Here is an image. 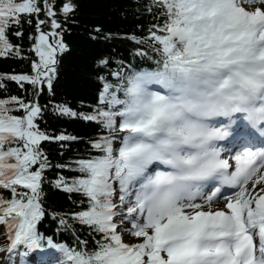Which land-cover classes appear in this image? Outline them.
I'll list each match as a JSON object with an SVG mask.
<instances>
[{"label":"snow or ice","instance_id":"snow-or-ice-1","mask_svg":"<svg viewBox=\"0 0 264 264\" xmlns=\"http://www.w3.org/2000/svg\"><path fill=\"white\" fill-rule=\"evenodd\" d=\"M152 3L161 22L137 42L154 56L136 55L154 66L99 75L87 114L56 108L103 130L90 142L94 154L55 166L76 175L53 182L82 197L80 210L59 223L86 228L90 247L75 233L69 246L39 229L48 214L44 173L52 167L41 145L75 139L51 137L37 122L38 98L45 86L51 92L57 55L68 50L57 13L49 0V20L39 19L40 0H0V57L20 56L8 32L23 15L37 19L33 74L0 76V89L7 79L30 85L34 97L0 98V235L20 264L32 255L45 264L48 250L59 254L55 264H264V8H251L264 0ZM75 9L67 0L60 12ZM45 23L52 31L41 30ZM108 64L101 59V71Z\"/></svg>","mask_w":264,"mask_h":264},{"label":"trees","instance_id":"trees-1","mask_svg":"<svg viewBox=\"0 0 264 264\" xmlns=\"http://www.w3.org/2000/svg\"><path fill=\"white\" fill-rule=\"evenodd\" d=\"M49 2L54 5L57 13L55 18L61 24V29L56 31L62 33L68 50L58 54L51 92L45 86L38 98L42 114L37 122L41 131L51 137L63 134L75 139L64 142L45 141L41 145L52 167L44 173V206L48 214L39 229L45 236L53 237L54 242L64 241L69 246H75V233L81 239L89 240L91 247L92 238L86 228H81L71 220H68L71 227L67 229L59 223L60 217L80 210L82 205L79 201L82 197L55 188L53 182L61 175L66 178L76 175L67 167L55 166L59 164L74 167L76 160L94 154L90 142L99 138L103 130L79 118V115H60L56 108L58 105L66 106L78 114H87L97 103L101 88L99 75L107 76L108 72L118 70L121 65L125 69L129 66L136 69L152 68V60L136 53L141 49L149 56H154V53L147 44L137 41L146 38L151 26L161 20L158 19L159 9L153 5L152 0H71L76 9L67 17L60 12L62 4L67 0ZM40 6L42 11L39 19L49 20L43 10V0H40ZM149 7L151 11H148ZM29 19L31 23L27 22ZM36 22L35 16L23 15L20 24L8 32L10 42L19 46L20 56L0 57V76L33 74L32 61L38 59L31 50L37 35ZM43 29L46 32L52 31L50 23L41 25V30ZM16 31L23 34L16 36L13 34ZM133 36L136 40L131 39ZM101 59L109 61L103 71L99 66ZM3 83L5 87L0 89V98L17 96L25 101L34 99L30 85L25 84L21 89L15 82L7 79H4ZM53 214L56 215L55 219Z\"/></svg>","mask_w":264,"mask_h":264},{"label":"bare ground","instance_id":"bare-ground-1","mask_svg":"<svg viewBox=\"0 0 264 264\" xmlns=\"http://www.w3.org/2000/svg\"><path fill=\"white\" fill-rule=\"evenodd\" d=\"M253 6H255V7L258 6V7L264 8V5H261V4H256ZM250 186L251 185H249V187ZM207 191L210 193L211 189H208ZM223 204H224V201L221 200V202L219 204L215 205V207H223ZM5 248H6L5 242L0 239V264H4L8 258V252L4 251ZM28 259L30 261V264H36V256L35 255H32ZM53 262H54L53 259L45 257V264H51Z\"/></svg>","mask_w":264,"mask_h":264},{"label":"rangeland","instance_id":"rangeland-1","mask_svg":"<svg viewBox=\"0 0 264 264\" xmlns=\"http://www.w3.org/2000/svg\"><path fill=\"white\" fill-rule=\"evenodd\" d=\"M258 7V6H257ZM251 8H255V6H251ZM251 10V9H250ZM125 238V241L126 242H132V239L130 237H128L127 235L124 237ZM0 239L3 240L5 242V237L4 235H0ZM59 254L56 253V257L58 256ZM55 263V261H54Z\"/></svg>","mask_w":264,"mask_h":264},{"label":"water","instance_id":"water-1","mask_svg":"<svg viewBox=\"0 0 264 264\" xmlns=\"http://www.w3.org/2000/svg\"><path fill=\"white\" fill-rule=\"evenodd\" d=\"M42 31H44V30H42ZM37 35H38V33H37ZM37 35H36V36H37ZM36 36H35V37H36ZM50 40H52V37H50ZM34 43H35V39H34ZM33 45H34V44H33ZM32 48H33V46H32ZM32 48H31V50H32ZM33 52H34V51H33Z\"/></svg>","mask_w":264,"mask_h":264}]
</instances>
